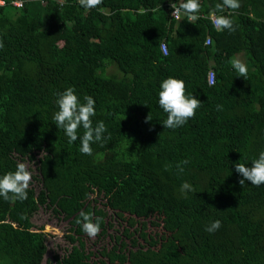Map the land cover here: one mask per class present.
I'll list each match as a JSON object with an SVG mask.
<instances>
[{"label":"trees","instance_id":"trees-1","mask_svg":"<svg viewBox=\"0 0 264 264\" xmlns=\"http://www.w3.org/2000/svg\"><path fill=\"white\" fill-rule=\"evenodd\" d=\"M4 1L0 174L17 161L37 174L26 200L0 199V264H42L46 233L31 220L41 206L69 224V250L45 264H264V183L241 185L234 167L264 148V0H241L233 32L212 27L216 0H200L193 22L172 17L174 0H103L87 11L76 0ZM239 53L246 79L231 68ZM108 64L117 72L106 73ZM167 76L202 101L176 129L159 122L166 114L156 92ZM68 86L95 98L93 121L106 125L108 139L92 156L51 120L54 93ZM106 208L126 225L109 246L87 248L76 217L81 209L101 217L102 236ZM216 218L221 227L206 232Z\"/></svg>","mask_w":264,"mask_h":264},{"label":"clouds","instance_id":"clouds-1","mask_svg":"<svg viewBox=\"0 0 264 264\" xmlns=\"http://www.w3.org/2000/svg\"><path fill=\"white\" fill-rule=\"evenodd\" d=\"M76 2L85 11L103 5V0H76ZM22 6V5H19ZM241 6V0H216L214 9L208 13L212 27L217 32L227 30L235 31L231 13ZM173 9L172 16L179 21L185 17L188 21H196L200 16V0H174L171 3ZM226 10L227 13H226ZM3 42L0 41V48ZM232 70L237 76L247 78L248 66L238 56L233 55L230 58ZM209 83H214L210 80ZM57 110L51 116L52 122L57 129L63 131L68 144H73L79 140L78 151L84 155L92 156L94 144H103L107 141L106 125L102 119L93 121L97 115L96 100L92 95L85 94L82 97L77 93L73 86H68L62 91L54 93ZM156 103L164 114L159 122L167 129H176L184 125L189 118L195 115L202 103L193 93H186L185 82L182 78L176 76H167L159 81L156 92ZM219 108L220 106L217 105ZM146 119H152L149 115ZM78 130H82L78 132ZM251 161V164L248 162ZM183 163H187L185 160ZM235 171L240 175L239 183L245 184V179L250 181L251 185L261 186L264 183V148L258 153L243 162L234 164ZM182 170V169H181ZM32 180V171L22 161H17L13 170L0 174V199L5 201H24L28 198V190ZM193 186L188 181L180 184L181 193L192 192ZM91 211L81 209L76 217V224L80 226L81 231L89 238H94L100 232L101 217L93 218ZM15 227V225H13ZM221 227V220L216 218L210 220L204 230L213 233Z\"/></svg>","mask_w":264,"mask_h":264},{"label":"rangeland","instance_id":"rangeland-1","mask_svg":"<svg viewBox=\"0 0 264 264\" xmlns=\"http://www.w3.org/2000/svg\"><path fill=\"white\" fill-rule=\"evenodd\" d=\"M237 55L244 61V56L242 55V53H239ZM113 72H117L116 66L114 64H108L106 73H113ZM24 163L30 168L32 174H37L35 170V166L33 164L29 165L26 161H24ZM33 186L37 190L39 187V182L33 180ZM98 201L104 202V199L101 196H98ZM105 210H106V216L104 217V222L105 225L107 226L106 233L102 236L97 235L94 238H89L87 236L86 237L87 248L95 249L101 246L102 244L109 246L112 242L110 235H114L115 232H119V230L122 229V226L126 225L125 222H122L118 218H116L115 214L111 210H109L108 208H106ZM31 220L36 228H42L41 230L46 233L47 250L43 257L42 264H45L47 260L52 261L51 259L53 253H57L61 255L62 253L69 250L70 243L65 237V234L68 232L69 224L65 218H63L61 215H56L51 210V208L41 206L33 214ZM135 227L139 228L137 223H135L134 226L131 227L130 229L133 230V228ZM132 235L136 239H140L137 231H135Z\"/></svg>","mask_w":264,"mask_h":264},{"label":"built area","instance_id":"built-area-1","mask_svg":"<svg viewBox=\"0 0 264 264\" xmlns=\"http://www.w3.org/2000/svg\"><path fill=\"white\" fill-rule=\"evenodd\" d=\"M46 0H43V2H45ZM58 2H62L63 0H57ZM4 0H0V5L4 4ZM23 3V0H11V4L14 5V6H17V7H20L19 5H22ZM171 6V3L169 4ZM172 8V7H171ZM172 12H173V9H171V15H172ZM174 19H177L175 16H172ZM205 44H208L209 43V37H206L205 39ZM160 49L163 53H166V45L164 42H161L160 43ZM206 80H207V83L208 84H212V83H209L210 80H213L214 81V71L212 68H209L206 72Z\"/></svg>","mask_w":264,"mask_h":264}]
</instances>
